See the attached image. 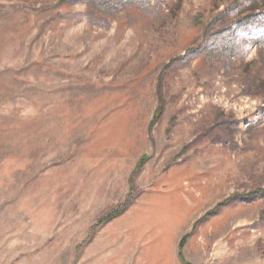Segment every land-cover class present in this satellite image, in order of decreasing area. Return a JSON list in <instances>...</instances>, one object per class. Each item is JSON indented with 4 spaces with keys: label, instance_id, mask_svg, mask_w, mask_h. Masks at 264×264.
I'll return each instance as SVG.
<instances>
[{
    "label": "rangeland",
    "instance_id": "1",
    "mask_svg": "<svg viewBox=\"0 0 264 264\" xmlns=\"http://www.w3.org/2000/svg\"><path fill=\"white\" fill-rule=\"evenodd\" d=\"M97 1L0 0V264H264V0Z\"/></svg>",
    "mask_w": 264,
    "mask_h": 264
},
{
    "label": "trees",
    "instance_id": "2",
    "mask_svg": "<svg viewBox=\"0 0 264 264\" xmlns=\"http://www.w3.org/2000/svg\"><path fill=\"white\" fill-rule=\"evenodd\" d=\"M138 0H98L94 3L96 9H103L106 13L110 14L117 9V6H122L124 4L132 3ZM247 3V0H240V4ZM229 11V10H228ZM242 20V21H240ZM234 23V26L224 29L221 35V40L216 39L213 41V44L209 47L208 51L211 53L227 52L228 55L234 53L239 49L237 44L244 42H254L256 44H264V11L256 12L251 11ZM241 35L242 40L238 39V36ZM251 35V36H250ZM236 44L234 47L232 44ZM250 194V193H249ZM243 196V195H242ZM132 202V199L126 202L125 207H128ZM124 207V209H125ZM123 210L115 211L108 216V220L112 219L122 213Z\"/></svg>",
    "mask_w": 264,
    "mask_h": 264
}]
</instances>
